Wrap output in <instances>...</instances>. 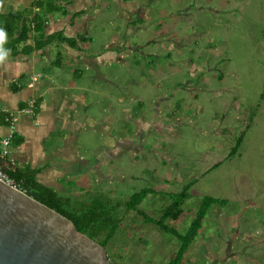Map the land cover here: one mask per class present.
Segmentation results:
<instances>
[{"label":"rangeland","instance_id":"obj_1","mask_svg":"<svg viewBox=\"0 0 264 264\" xmlns=\"http://www.w3.org/2000/svg\"><path fill=\"white\" fill-rule=\"evenodd\" d=\"M96 2L83 46L100 56L119 37L121 61L81 66L84 83L68 69L89 104L76 116L89 115V126L74 136L97 162L81 181L65 175L71 188L61 195L73 205L119 204L109 264H167L178 241L140 211L161 216L169 197L149 195L128 213L125 202L146 187L176 194L196 182L184 215L168 222L179 234L205 197L227 204L209 211L184 264H264V0Z\"/></svg>","mask_w":264,"mask_h":264},{"label":"crops","instance_id":"obj_2","mask_svg":"<svg viewBox=\"0 0 264 264\" xmlns=\"http://www.w3.org/2000/svg\"><path fill=\"white\" fill-rule=\"evenodd\" d=\"M34 1L0 0V11H21L31 6ZM63 4L68 13L60 19L50 16L45 25L46 33L63 31L68 38L86 34L85 40H92L88 28L89 23L94 20L91 16L84 14L74 25H71V20L75 13L97 8L96 0H70ZM119 40V37L114 38L110 48L100 56L89 55L84 48L86 43L82 41H79L77 47L66 43L58 47L55 42V45L35 51L31 55H8L0 61V136L14 134L22 139L18 146L13 143L15 146L12 149L11 166L42 168L38 175L39 182L61 193H64L63 188H71L68 181L66 184L62 180L65 175L70 172L81 181L93 169L97 159H87L80 148L79 139L74 136L89 126L86 121L90 119L89 115L85 116L84 123L76 119L77 115L88 111L89 104L86 96L80 93L83 89L70 79V72L74 70L72 76L76 72L80 77L81 66L99 69L100 65L119 63L121 55H117L118 46L122 48ZM60 50L66 52L65 63L62 62L64 58L56 62L53 56L55 52L59 55ZM70 61L75 63L74 66L69 64ZM70 67L73 68L69 72ZM80 80L84 83L82 77ZM17 86L19 90L16 89ZM31 101L36 102L33 114L22 113L23 110L28 112ZM56 139L60 140L59 145L56 144ZM126 143L129 145L130 141ZM112 153L109 152V155L112 156Z\"/></svg>","mask_w":264,"mask_h":264},{"label":"trees","instance_id":"obj_3","mask_svg":"<svg viewBox=\"0 0 264 264\" xmlns=\"http://www.w3.org/2000/svg\"><path fill=\"white\" fill-rule=\"evenodd\" d=\"M70 2V0H35L31 6L26 7L21 11H0V29H4L6 37L4 39L3 47L10 49L8 55L14 57L28 56L45 49L50 45L60 47L63 43L71 47H77L79 41L87 43L85 40L86 34L77 36L76 38H68L64 36L63 31H57L53 34H47L45 25L49 17L57 12H62L66 15L67 8L63 4ZM84 14L91 15V10L75 13L71 20V25H74L79 17ZM53 17V16H52ZM94 22L89 23L88 28ZM90 37V36H89ZM86 41V42H85ZM56 46V47H57ZM64 58V54L58 55V60ZM18 83V82H17ZM19 90V86L16 87ZM17 137V140H15ZM18 136H14L13 143L18 146L22 143V139L18 140ZM243 141V136L238 139L237 144L233 148L230 157L236 154ZM13 144V146H15ZM218 164L216 167H219ZM42 168L33 169L30 166L23 168L10 166L3 171L5 175L14 182L15 186L29 196L49 207L50 209L58 212L63 217L69 219L76 226L78 232L88 236L92 240H100V245L105 249L116 237L117 232L121 228L123 220L118 214L117 204L112 209H109L99 199L93 200L91 205L78 204V201L73 205L70 198L62 196L60 191L44 186L38 180V175ZM196 182H190L185 185L182 190L176 194L166 193L158 189H151L146 187L134 193L131 198L125 202L126 212L137 210V208L145 201L149 195L165 194L169 197L171 203L165 207L161 216H150L140 211L144 220L147 223H152L166 234L172 235L178 241L179 248L172 256L167 264H184L186 255L194 244L196 238L199 236L200 231L203 229L204 222L209 214V211L215 206L223 207L227 204V200L216 199L212 197H205L194 218L189 230L185 234H179V230L168 224L169 221H178L185 213V206L192 198L191 189ZM79 213H78V212ZM126 213V214H127ZM118 215V216H117ZM96 242V241H95ZM110 255V254H109ZM110 255L109 257H111ZM111 264H115L112 262Z\"/></svg>","mask_w":264,"mask_h":264},{"label":"water","instance_id":"obj_4","mask_svg":"<svg viewBox=\"0 0 264 264\" xmlns=\"http://www.w3.org/2000/svg\"><path fill=\"white\" fill-rule=\"evenodd\" d=\"M0 162V169L10 167ZM0 264H109L69 219L0 180Z\"/></svg>","mask_w":264,"mask_h":264},{"label":"built area","instance_id":"obj_5","mask_svg":"<svg viewBox=\"0 0 264 264\" xmlns=\"http://www.w3.org/2000/svg\"><path fill=\"white\" fill-rule=\"evenodd\" d=\"M35 105H36L35 101L29 102L28 112L26 110H23L22 113L33 114ZM13 140H14V134L11 135L10 137H0V162L5 161L10 163L12 157ZM0 180L5 181L6 183L16 187L14 185V182L5 175L3 168L0 169Z\"/></svg>","mask_w":264,"mask_h":264},{"label":"clouds","instance_id":"obj_6","mask_svg":"<svg viewBox=\"0 0 264 264\" xmlns=\"http://www.w3.org/2000/svg\"><path fill=\"white\" fill-rule=\"evenodd\" d=\"M6 37V33L4 29H0V61H3L8 56L10 49H6L3 47L4 39Z\"/></svg>","mask_w":264,"mask_h":264}]
</instances>
